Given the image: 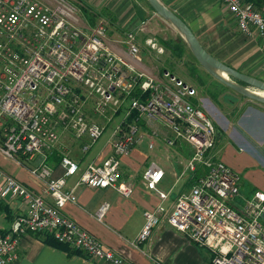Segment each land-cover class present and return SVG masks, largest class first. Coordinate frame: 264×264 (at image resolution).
I'll list each match as a JSON object with an SVG mask.
<instances>
[{"label":"built area","instance_id":"1","mask_svg":"<svg viewBox=\"0 0 264 264\" xmlns=\"http://www.w3.org/2000/svg\"><path fill=\"white\" fill-rule=\"evenodd\" d=\"M221 1L242 32H257L264 49V13L244 0ZM144 30L141 24L122 40L135 61H141L136 31ZM107 36L105 19L84 24L69 0H0V152L27 167L40 158L28 168L44 185L38 192L0 166V199H19L26 206L9 228H0V264L19 258L26 234L53 237L103 264H131L62 212L67 202L77 201L75 187L67 188L66 178L80 165L59 146L61 132L87 137L82 145L87 152L116 119L113 154L89 163L77 185L112 187L131 196L133 186L123 181L120 157L143 139L142 129L148 130L150 148L161 135L169 146L178 140L189 144L193 153L185 172L203 169L168 211L163 201L170 193L159 187L165 170L155 160L149 163L143 180L162 202L145 211L136 244L149 240L166 219L208 249L211 264H264V191L245 196L240 175L214 154L218 129L198 100L197 88L169 70L161 78L145 73L116 53ZM146 43L159 54L166 51L155 36ZM56 150L61 176H55L48 163ZM108 206L99 207V220Z\"/></svg>","mask_w":264,"mask_h":264},{"label":"crops","instance_id":"2","mask_svg":"<svg viewBox=\"0 0 264 264\" xmlns=\"http://www.w3.org/2000/svg\"><path fill=\"white\" fill-rule=\"evenodd\" d=\"M132 1L127 0L116 9L119 16L125 9L128 12L117 21V26L119 28L122 26V31H115L111 37L107 36L108 43L116 53L134 61L136 66L147 74L161 78L163 73L169 70L182 77L171 67L170 63H174L173 54L164 45V41L159 39L166 49L163 54H159L147 45L146 39L154 36L152 34L159 28L157 29L156 23L151 22L150 19L142 20L140 11H135L134 5L133 8L130 7ZM161 1L186 21L212 55L246 74L264 80V49L261 46L260 36L257 32L252 35L242 32L236 17L221 0ZM96 12L100 13L99 16H106L108 13L106 8ZM131 16L135 21L134 24L125 21ZM107 20L110 24H114L117 19L107 17ZM153 20L155 21V18ZM141 24L145 26V30L136 31L141 61H135L127 44L122 40L127 31L137 29ZM186 54L187 51L184 55ZM201 68L204 70L203 67ZM222 84L225 88L221 87L220 91H214L212 97L202 93L204 89L199 88L202 90L200 92L193 85L198 90V100L202 101L201 104L218 129L214 154L240 175L242 193L251 196L257 190L264 191V102L246 97L237 91V94H241L240 97L227 95L224 91L228 86ZM108 129H110L109 134L103 135L87 152L82 150V145L88 142L87 137L78 139L67 130L61 132L59 146L80 165L76 174L66 178V187H75L77 201L67 202L62 212L97 236L104 245L124 256L131 264H211L210 251L192 242L185 233L170 225L166 219L155 227L149 240L137 244L135 242L145 223V211L155 209L162 202L157 192L146 187L143 180L145 169L155 160L165 170L159 187L170 193L163 203L168 211H172L177 198L189 191L192 186L191 184L189 188L191 175L185 172L187 159L184 163V158L182 159L183 155L188 154V148L193 150L189 144L183 142L182 145L188 152L184 150L182 153L179 147L169 146L162 141V138H158L155 142L160 143L161 149L167 151L165 158L158 160L152 154H147L141 150L139 143L129 154L121 156L123 181L133 186L132 195L129 197L112 187L77 185L89 163H100L113 154L111 141L113 123L108 125ZM141 131L150 141L148 130ZM176 156H179V160ZM39 161L40 158L29 163L28 167ZM48 163L53 168L55 176L64 173L59 151L50 152ZM0 166L36 191H43V183L30 173L27 166L8 159L1 152ZM0 200L5 201L11 209L12 219L8 220L6 212L0 208V228L7 229L15 217L26 212V206L19 199ZM104 203H108L109 206L104 218L99 220L96 216L97 211ZM74 250L72 247L64 249L49 243L45 236L26 234L20 241L19 258L13 264H103L90 260L83 252L77 253Z\"/></svg>","mask_w":264,"mask_h":264},{"label":"rangeland","instance_id":"3","mask_svg":"<svg viewBox=\"0 0 264 264\" xmlns=\"http://www.w3.org/2000/svg\"><path fill=\"white\" fill-rule=\"evenodd\" d=\"M70 2H72L74 5H76L77 7V15L80 18V21L83 22L84 24L90 23L88 17L86 16V13L84 11V8H88L90 10H96V11H100L104 8H106V11L108 12L106 16H99L96 18V22H99L102 19H105L107 21V27H108V36H112V34L115 31L121 32L122 31V26L119 28L117 26V21L122 19L124 17V14L127 13L128 11L125 9V11L123 12V14L117 15V8L121 7L122 4H125V2L127 0H69ZM124 1V3H123ZM133 5L135 6V11H140V14L144 17H146L145 19L149 20L151 22L156 23L155 27L158 29L156 31V33H153L152 35H154L155 37H157L158 39H160L161 41L164 40H168V39H181L183 38L181 36V34L178 32V30L168 21L164 20L163 18H161L159 15L156 14L155 10L152 9V7L150 6L149 2L147 0H133L130 7L133 8ZM129 9V7H127ZM115 13V14H114ZM131 15V14H129ZM128 15V16H129ZM127 16V17H128ZM107 17H110L112 19H117L116 22L114 24H110L109 21L107 20ZM153 18H155V21L153 20ZM127 19V18H126ZM153 20V21H152ZM128 24L129 23H133L135 21H133L132 16L128 19L125 20ZM184 39V38H183ZM187 51L186 55H183L182 59H178V56H175L174 53L173 54V58H174V63H170L171 67L175 69L176 72H178L182 77H184L186 80L190 81L191 83H193L198 89H204L205 91L200 90V92L202 91V93L204 92L205 94H209L211 96V94H213V92H218L220 91L219 89L221 87L225 88V86L222 84V82H220L218 79H216L212 74H210L209 72H207V70H203L201 67H203L198 60L195 58V56L193 55L192 51L190 50V48L185 49V52ZM225 93H227V95H231L232 97H240L239 94H237L236 91H234L231 88L226 87ZM218 94V93H217ZM212 97V96H211ZM228 100V98H226V101ZM220 106V105H219ZM223 108V107H222ZM119 119H116V121H118ZM114 121V122H116ZM113 122V124H114ZM110 132V129H108L104 136H107ZM162 138V141L166 144L165 140L163 139L162 135L161 137H156L155 140H158ZM148 136L143 137V139L141 140V142H139L138 145H141V150L145 151L147 154H152V156H154V158L156 159H160V158H165L167 155V151L164 150L163 148L161 149L160 147V143L155 142L154 148H149L148 147ZM183 142L181 140H178L177 144H175L173 147H179L181 149V152L183 153L184 150L187 151V149L182 145ZM189 152L187 155H189L187 157V155H183L182 159H183V163L184 161L190 158L191 154L193 153V150H191L190 148H188ZM192 152V153H191ZM178 157L177 160H179V156H176V158ZM180 162V161H179ZM187 172V171H186ZM190 172V171H188ZM192 182L190 180L189 183V188L191 186Z\"/></svg>","mask_w":264,"mask_h":264},{"label":"water","instance_id":"4","mask_svg":"<svg viewBox=\"0 0 264 264\" xmlns=\"http://www.w3.org/2000/svg\"><path fill=\"white\" fill-rule=\"evenodd\" d=\"M148 2L158 15L178 30L204 69L242 95L264 102V80L246 74L212 55L186 21L161 0H148Z\"/></svg>","mask_w":264,"mask_h":264},{"label":"trees","instance_id":"5","mask_svg":"<svg viewBox=\"0 0 264 264\" xmlns=\"http://www.w3.org/2000/svg\"><path fill=\"white\" fill-rule=\"evenodd\" d=\"M244 1L248 2V3H252L258 10H260L262 13H264V0H244ZM84 11L86 13V16L89 19L90 24L94 25L96 22V18L98 17V15H100V13L96 12L94 10H90L88 8H84ZM141 18H142V20H145L146 17H144L142 14ZM163 43L168 49H170L171 52L174 53L175 56H178L179 58H182L184 55L185 49L189 48L188 44L186 43V41L183 38H181V39H173L172 38V39L164 40ZM202 173H203V169L199 168L197 171H195L194 173L191 174L192 184L195 182L196 177ZM0 208L6 212L7 219L11 220L12 215H11V211H10L11 209H10L9 205L5 201L0 200ZM47 241L49 243H53L56 246L64 248V249H68L70 247L67 244L60 243L55 238L50 237V236H47ZM74 251L77 253L82 252V251L77 250V249H75Z\"/></svg>","mask_w":264,"mask_h":264}]
</instances>
